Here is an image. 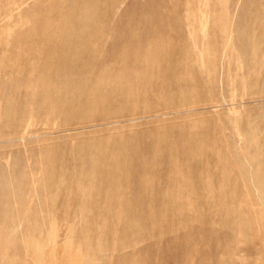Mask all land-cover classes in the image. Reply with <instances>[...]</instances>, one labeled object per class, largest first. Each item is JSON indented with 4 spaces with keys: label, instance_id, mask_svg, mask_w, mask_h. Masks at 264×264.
Returning a JSON list of instances; mask_svg holds the SVG:
<instances>
[{
    "label": "rangeland",
    "instance_id": "1",
    "mask_svg": "<svg viewBox=\"0 0 264 264\" xmlns=\"http://www.w3.org/2000/svg\"><path fill=\"white\" fill-rule=\"evenodd\" d=\"M0 264H264V0H0Z\"/></svg>",
    "mask_w": 264,
    "mask_h": 264
}]
</instances>
